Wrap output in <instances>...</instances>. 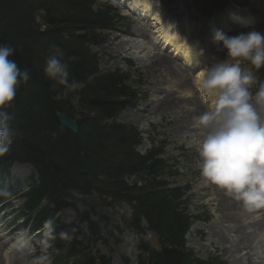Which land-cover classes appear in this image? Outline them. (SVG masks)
I'll list each match as a JSON object with an SVG mask.
<instances>
[{"label":"trees","instance_id":"obj_1","mask_svg":"<svg viewBox=\"0 0 264 264\" xmlns=\"http://www.w3.org/2000/svg\"><path fill=\"white\" fill-rule=\"evenodd\" d=\"M119 23L115 10L102 9L99 0H0V44L16 50L12 58L30 76L6 109L14 114L19 135L0 156V182L15 163L31 164L39 178L23 196L14 222L21 219L20 229L51 235V248L58 252L51 253L54 264H112L105 257H87L100 240L87 213L81 218L90 232L82 241L78 230L57 217L75 208L73 193L95 194L112 207L129 204L134 220L128 227L140 229L146 222L156 236L158 250L144 245L139 264H225L199 261L187 247L185 236L196 220L189 209V188L172 186L166 179L179 176V162L173 170L159 149L141 155L138 128L109 123L135 104L136 92L126 85L129 72L99 73L90 45L106 40L104 32L117 31ZM55 47L64 53L70 80L83 81V88L69 90L45 75V61ZM259 73L264 81V67ZM58 112L77 121L76 134L61 125ZM71 234L74 240L67 243L63 237Z\"/></svg>","mask_w":264,"mask_h":264},{"label":"rangeland","instance_id":"obj_2","mask_svg":"<svg viewBox=\"0 0 264 264\" xmlns=\"http://www.w3.org/2000/svg\"><path fill=\"white\" fill-rule=\"evenodd\" d=\"M149 1L152 4L151 7L153 6L152 12L145 15L142 8L141 10L137 9L142 6L141 0H102L103 3L114 6L117 4L121 7V12L129 18L133 26L132 38L104 32L103 38L106 39L104 40L106 43L91 44L90 48L98 57L100 73L111 72L117 68L125 70L126 62L129 60L134 64L131 75L143 74L147 79L145 86L147 97L139 102L136 109L126 110L116 118V122L137 126L142 132H144V128L147 129V135L144 134V143L139 148L140 152H145L149 148L151 140L158 145L163 139H166L169 144L166 149L167 158L179 156L182 147L198 154L197 147L201 143L204 133L194 128L193 122L198 116L195 114L201 115L203 113L201 110L203 109V101L212 97L205 94L200 88L199 72L213 62L226 58V51L221 50L220 46L214 42L215 31L223 32L227 27L223 23L226 19L222 17L208 24H203V19H196V14H192L187 9L184 10L182 0ZM247 1L260 10L259 16L253 19V23L264 26V0ZM130 4L132 9L142 12L141 15L145 18H139L140 16L132 14L129 10ZM151 14L157 17H150ZM195 20L197 22H194ZM162 22L164 25L168 24L172 33H177L172 34L173 36L184 40L183 47L192 48L194 46L195 52H192V55L194 58L198 56L197 60L185 62L181 54L161 47V43L164 41L161 35ZM207 25L213 29L211 33L206 30ZM101 34L103 35V33ZM237 34L235 32L228 35ZM199 47L202 49V53ZM157 56L173 61V69L171 70L165 65L160 58H156ZM241 66L248 68L243 60ZM198 158L197 156L194 164H191V158L189 159L190 162L186 165V174L173 184L191 187L192 213L201 216L203 221L192 226L187 236L188 247L193 249L201 259L219 256L228 264H238L240 256L244 258V261L243 258L240 260L242 264H248L246 259L249 257L257 264H264V232L262 234L257 231L254 232V224L248 223L252 219L246 216L242 217V214L245 213H241L240 222L236 224L235 229L232 226H227L226 218L235 213L229 212L227 206L234 201V198H231L222 188L207 181L201 175L197 167ZM32 175L33 168L31 165L15 164L10 175L0 183V198L11 190H13V194L21 190L26 191ZM106 201L108 200H101L97 196L89 200V203L95 206V215L91 220L102 226L103 241L98 249L111 257L113 264H137L140 254L139 246L142 243H150L157 248V241L150 235H140L125 226L124 220L132 216L131 209L125 205L112 207ZM23 202V197L14 199L12 206L20 207ZM80 207L83 211L92 212L90 207H84V205H80ZM261 210L260 213L263 216L260 218L262 219L264 207H261ZM10 214V209L1 213L0 207V264H39L35 254L40 251L43 252L45 249L42 236H35V234L30 236L29 232H15L16 229L12 224ZM60 218L66 224L76 227L79 225V218L72 209L63 211ZM86 225L87 223H83L84 230H86ZM236 230L247 231L248 235L245 236H250L254 250L247 249L241 254L238 253L243 246L241 242H237ZM218 232L220 239L225 243L218 240L216 236ZM225 233L227 240L234 241L238 245L232 247L227 244L228 241L224 238ZM256 236H258V240L253 242L257 239ZM259 245L262 247L259 248ZM229 250L233 252L229 253ZM45 256L46 264H49L50 257L49 255Z\"/></svg>","mask_w":264,"mask_h":264},{"label":"clouds","instance_id":"obj_3","mask_svg":"<svg viewBox=\"0 0 264 264\" xmlns=\"http://www.w3.org/2000/svg\"><path fill=\"white\" fill-rule=\"evenodd\" d=\"M214 42L226 51V58L199 72L200 88L214 100L210 110L193 122L204 133L197 147V167L207 181L245 208L264 207V81H258L252 70L264 67V32L253 29L231 36L217 30ZM15 52L9 44H0V156L19 135L12 123L14 114L6 109L30 78L12 58ZM63 56L55 47L45 61V75L69 90L83 88V81L70 80ZM241 60L251 67L242 68ZM257 83L253 94L250 89ZM51 226V221L46 222V227Z\"/></svg>","mask_w":264,"mask_h":264},{"label":"bare ground","instance_id":"obj_4","mask_svg":"<svg viewBox=\"0 0 264 264\" xmlns=\"http://www.w3.org/2000/svg\"><path fill=\"white\" fill-rule=\"evenodd\" d=\"M141 3H142V6H140L139 8H137L138 10H141V8H142V12H145V15L146 14H150L151 13V3H150V1L149 0H141ZM141 5V4H140ZM133 10H135L134 8H133ZM144 15V16H145ZM154 16V14H151V16L150 17H153ZM155 17H157V16H155ZM158 21H160V19H158ZM163 25H164V23H163ZM164 28H163V30H162V34H164V36H165V42L167 43V44H169V45H173V46H176V48H178V51L180 52V53H182L184 56H185V58H188L189 60H192V59H194V56H192L191 57V55H192V51H190V49H188L187 47H183L182 46V44L184 43V40L182 39H180V38H178L177 36H173L171 33H170V28H169V26H168V24H166V25H164L163 26ZM180 55V54H179ZM154 58V57H153ZM156 58H160L162 61H163V63L165 64V65H167L168 67H170V69L172 70L173 69V61H171L169 58H165V57H159V56H157ZM161 68V67H160ZM166 69V68H165ZM169 69V70H170ZM176 69V68H175ZM184 72V71H183ZM172 75V74H171ZM198 81H199V78H198ZM188 85V84H187ZM189 86V85H188ZM191 86V85H190ZM183 88V87H182ZM181 88V89H182ZM190 88V87H189ZM184 89V88H183ZM191 89V88H190ZM171 94V93H170ZM204 113V112H203ZM229 199V198H228ZM47 203H48V200H47ZM44 205V204H43ZM42 205V206H43ZM48 207V206H47ZM50 207V206H49ZM226 208V207H225ZM227 210L230 212L231 211V213H233V212H235V213H233V214H231V217H228V218H226V220H225V223L226 224H228L227 226H232L233 227V229H235L234 227L236 226V224H238L239 222H240V219H241V213H247V214H242V217H244V216H246V217H248V218H250V219H252L251 220V222H248V223H252V224H254L253 225V229H254V232H259L260 234H262V232H264V217L261 219L260 217L262 216V215H260V213H258V208H254V209H251V210H249V209H247V208H245L243 205H242V203L241 202H239V201H237V200H235V201H233L232 203H230L228 206H227ZM262 211V210H261ZM229 216V215H228ZM261 220H260V219ZM243 221V220H242ZM245 221V220H244ZM219 223V222H218ZM245 224H246V222H245ZM244 224V225H245ZM228 228V227H227ZM209 229V228H208ZM217 229V228H216ZM211 230H212V228H211ZM218 230V229H217ZM224 230V229H223ZM229 230V229H228ZM227 230V231H228ZM193 231V230H192ZM213 231V230H212ZM221 231V230H220ZM219 231V232H220ZM219 232L217 233V238H218V240L220 241L221 239H220V234H219ZM222 232V231H221ZM220 232V233H221ZM252 232V231H251ZM247 234V231L245 232L244 230H236L235 231V237L236 238H238V241L237 242H241V245L243 246V248L241 249V251L240 252H238L239 254H241L243 251H245V250H247V249H252V241H251V238H250V236H245ZM248 235V234H247ZM255 235H256V233H255ZM224 236V235H223ZM222 236V237H223ZM253 236V235H252ZM210 237V236H209ZM221 237V238H222ZM258 236H256V238H257ZM224 238L226 239V241H228V243L227 244H230L232 247H234L235 245H238V244H236L234 241H230V240H227V235H226V233H225V236H224ZM260 238V237H259ZM258 240V238L255 240V241H253V242H256ZM221 241H223V240H221ZM212 242V241H211ZM214 242V241H213ZM224 242V241H223ZM225 243V242H224ZM255 244V243H254ZM211 245V244H210ZM261 245V244H260ZM258 246L259 248L260 247H262V246ZM225 249V248H224ZM230 249V248H229ZM235 249V248H234ZM262 249V248H261ZM228 250V249H227ZM249 250V251H250ZM252 250H254V249H252ZM222 251V250H221ZM258 251H261V250H258ZM231 252H233V251H230L229 250V253H231ZM242 258L243 257H239V260H238V262L239 263H241L242 264V262L240 261V260H242ZM246 260H248V264H257V263H255L254 261H253V259H251L250 257L249 258H247ZM243 261H244V258H243ZM237 263V262H236ZM238 263V264H239ZM246 264V263H245Z\"/></svg>","mask_w":264,"mask_h":264},{"label":"water","instance_id":"obj_5","mask_svg":"<svg viewBox=\"0 0 264 264\" xmlns=\"http://www.w3.org/2000/svg\"><path fill=\"white\" fill-rule=\"evenodd\" d=\"M57 118L63 127L75 134L78 132V125L75 120L60 112L57 113Z\"/></svg>","mask_w":264,"mask_h":264}]
</instances>
